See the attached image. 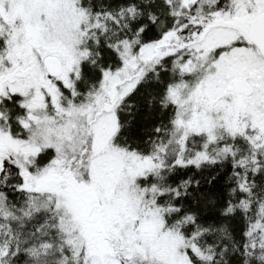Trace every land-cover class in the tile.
<instances>
[{
  "label": "snow or ice",
  "instance_id": "snow-or-ice-1",
  "mask_svg": "<svg viewBox=\"0 0 264 264\" xmlns=\"http://www.w3.org/2000/svg\"><path fill=\"white\" fill-rule=\"evenodd\" d=\"M0 264H264V0H0Z\"/></svg>",
  "mask_w": 264,
  "mask_h": 264
}]
</instances>
